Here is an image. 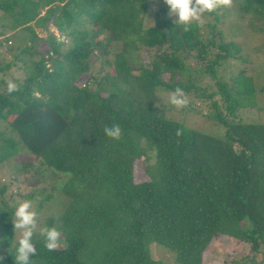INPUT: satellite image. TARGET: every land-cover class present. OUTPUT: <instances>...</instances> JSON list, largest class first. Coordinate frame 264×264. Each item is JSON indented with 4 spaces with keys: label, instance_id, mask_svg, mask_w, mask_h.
<instances>
[{
    "label": "trees",
    "instance_id": "trees-1",
    "mask_svg": "<svg viewBox=\"0 0 264 264\" xmlns=\"http://www.w3.org/2000/svg\"><path fill=\"white\" fill-rule=\"evenodd\" d=\"M148 1L0 0V18L6 20L0 36L5 29L11 41L21 30L30 35V50L21 44L1 50L0 42V53L14 48L11 60L0 59V160L25 149L40 168L66 175L58 185L66 205L43 224L61 233V245L49 251L44 237L34 239L37 253L30 254V264H164L151 258V244L170 252L176 264H198L213 233L228 236L226 245L244 244L247 253L230 264L259 263L264 124L234 117L238 108L256 104L264 84H252L253 75L243 69L228 77L219 70L231 65L226 60L242 58L240 47L223 42L216 27L201 37V25L174 24L160 14L162 7L153 13V24L143 26ZM252 2L264 13V0ZM49 25L65 42L47 30ZM34 26L46 35L39 36ZM36 40L47 47L44 52L35 51ZM140 46L147 52L145 65H135ZM23 54L31 57L29 72L22 83L10 79L18 91L9 94V80L3 78ZM99 56L101 78L88 74V82L76 86L90 58ZM206 76L215 86L211 92L197 85ZM155 87L172 92L179 87L185 95L209 99L206 117L223 126L222 138L154 111ZM214 95L219 99L211 100ZM113 125L121 128L120 139L105 134ZM146 151L154 162L144 170L147 178L134 182L132 162L148 161ZM6 188L0 186V264H15L16 195L5 196Z\"/></svg>",
    "mask_w": 264,
    "mask_h": 264
},
{
    "label": "rangeland",
    "instance_id": "rangeland-1",
    "mask_svg": "<svg viewBox=\"0 0 264 264\" xmlns=\"http://www.w3.org/2000/svg\"><path fill=\"white\" fill-rule=\"evenodd\" d=\"M160 7L164 10V14L163 10L160 11V14L162 13L163 17L171 18V20L178 19V17L168 16L169 6L164 3V0H149L146 6L145 17L142 22L143 26L153 24V13ZM261 11L262 10L254 4L252 0H233L231 7L222 6L214 10V13L218 16L217 19H214L211 12H206L204 14V23L199 29L200 32H203L202 34L200 33L201 37L208 36V33L213 26V28L216 27V30L219 31L218 35L219 37H222L223 42L234 41L237 46L240 47L239 55L242 60L234 59L230 62L229 60H226L225 62L230 63L231 65L225 68L219 67V70H225V77L232 75L237 69H243L245 75H253L252 84H264V23H262L264 13H261ZM4 22H6V20L0 18V24ZM33 29L39 36L46 35V32L38 26H34ZM47 30L52 32L57 40L61 41L63 38V42H65L64 34L57 33L52 25H49ZM4 33L5 34L0 36V42L3 43L1 50H3L4 46L15 47L20 44L21 46H26L28 44L30 46V40L28 39L30 35L27 30H21L16 33L13 41H11V39L7 40L9 38H6L9 35V31H6L5 29ZM9 41L11 42L9 43ZM33 46H37L35 51L41 50L44 52L47 48L38 40H36ZM61 49L63 50V48ZM18 50L20 49L18 48ZM13 52L14 48H10V51L0 53V59L4 61L11 60ZM20 56V58L13 59L14 62L17 61V68L15 65H12V68L7 72L8 77L5 76L3 79L10 80L12 78L13 81L22 83L24 78H26L30 69L27 61L31 57L28 54ZM108 58L110 59L111 56ZM100 59V56L98 59H94L93 57L90 58L89 69L76 79V86H82L85 81L88 82V74H90L91 77L94 74L96 77L101 78L103 71L98 69ZM146 61L147 52L144 47L140 46L136 53L135 65H145ZM187 63L190 66L195 65V63L192 65L190 61H187ZM103 68L108 69L107 66H103ZM1 76L2 75H0V77ZM167 76V73L160 75L163 80H166ZM103 85L106 88L110 86V84ZM197 85H200L201 87L209 86V88L206 89V92H211V90L215 88L214 84L207 76L201 77ZM93 86L94 85L89 84V87ZM152 93L154 111L163 112L168 119L182 122V124L189 129L208 134L209 136L222 138L224 131L223 126L217 122L213 123L214 121L206 117L207 111L211 110L209 99H197L192 95V92V94L185 95L188 100L187 105L182 108H177L172 105L169 100L170 94L173 93L172 91L164 90L163 87H155ZM133 97L134 99L137 98L135 96ZM218 99V95H214L211 98V100ZM220 108H222V104H220ZM224 113L226 114V111H224ZM235 113L237 114L235 115L234 120H239L243 123L257 122L264 124V94L262 93L257 96L256 104L254 106H245L242 109L238 108ZM146 154L150 158L148 161H144L142 158L141 160L135 159L132 162L131 173L134 182H141L147 178L144 170H146L148 164L154 162L153 153L146 151ZM22 159L24 164L28 161L29 164L24 165L23 167L20 162ZM38 166L39 165L34 157L25 149H17L15 154L9 155L3 160H0V186L4 184L7 187L4 195L6 196L8 192L15 194V206L23 200H31L33 202V207L37 211L38 228L34 233L33 240L43 238L39 233V229L44 227L43 224L46 218L57 216L64 209L67 201L66 197L58 189V185L65 180L66 175L49 170L45 171ZM34 169L38 172L34 173ZM47 194H51L49 199H45V195ZM19 237L20 231L15 230L14 238L18 240ZM206 239V242L208 243L205 245L204 249L199 251L197 259L198 264H230V259L232 257L247 253L244 244L238 245L235 241H231L230 244L234 247L238 245L239 249L234 251L233 254L229 253L231 252L230 250L232 249V246L226 245L230 239L228 236L213 233ZM58 245H61L60 240ZM241 251L243 253H241ZM149 254L152 259L163 261L164 264H176L172 260L170 252L166 251L163 247L155 246V244L149 246ZM255 260L256 262H259L258 264H264V249L261 253L259 252L255 255Z\"/></svg>",
    "mask_w": 264,
    "mask_h": 264
},
{
    "label": "clouds",
    "instance_id": "clouds-1",
    "mask_svg": "<svg viewBox=\"0 0 264 264\" xmlns=\"http://www.w3.org/2000/svg\"><path fill=\"white\" fill-rule=\"evenodd\" d=\"M164 3L169 6L168 16L178 17L173 23L178 25L188 26L193 23L203 25L204 14L210 13L220 7H231L233 0H164ZM18 91V85L12 80L7 82V92L11 94ZM170 103L177 108L185 107L188 100L183 89L177 87L169 96ZM158 105V102H157ZM105 134L113 139H120L122 130L119 125L105 127ZM182 131L177 130V135H181ZM13 225L14 230L20 231L18 239V247L16 249L15 264H30V254H36L37 249L33 243L34 233L37 231V211L33 207L31 200H23L18 205L14 206ZM40 235L45 238V247L49 251H55L58 247L61 233L55 228L43 227L39 229ZM3 238H0L2 243ZM3 259V257H0Z\"/></svg>",
    "mask_w": 264,
    "mask_h": 264
}]
</instances>
